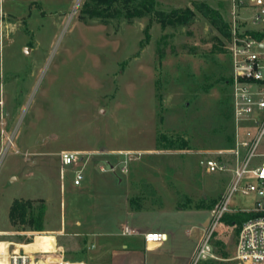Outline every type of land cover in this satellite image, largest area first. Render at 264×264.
Wrapping results in <instances>:
<instances>
[{
	"label": "rangeland",
	"instance_id": "374dc122",
	"mask_svg": "<svg viewBox=\"0 0 264 264\" xmlns=\"http://www.w3.org/2000/svg\"><path fill=\"white\" fill-rule=\"evenodd\" d=\"M87 1L2 0L0 6V264L13 251L61 253L34 242L52 232L12 226L15 199L44 200L47 228L82 234L87 225L77 223L90 218L105 232H119L125 195L133 206L152 208L150 222L159 219L175 233L165 248L184 256L181 264H239L241 229L221 221L211 232L207 208L226 194L231 173L208 172L198 153L233 143L227 39L200 12L189 24L162 27L155 16H133L123 4L104 6V14L92 18L83 9ZM196 2L231 22L229 0H157L166 11ZM246 5L240 19L251 27L256 9ZM257 28H264V17ZM63 150L92 153L85 186L74 184L75 165L62 167ZM120 151L142 152L127 173L120 170ZM252 199L235 193L230 206L244 208ZM204 232L211 255L196 263L192 251ZM83 246L71 240L64 258H84L81 249L74 254Z\"/></svg>",
	"mask_w": 264,
	"mask_h": 264
},
{
	"label": "built area",
	"instance_id": "2783aa9c",
	"mask_svg": "<svg viewBox=\"0 0 264 264\" xmlns=\"http://www.w3.org/2000/svg\"><path fill=\"white\" fill-rule=\"evenodd\" d=\"M231 2V36L228 51L231 57V101L233 110V143L229 149L220 151H198L200 164L208 172L231 173L229 188L218 203L210 210V231L221 222L227 213L245 211L251 216L243 223L234 259L239 264H264V39L253 34L260 30L264 17V0H229ZM256 9L251 27L240 19V9L247 2ZM124 156L120 170L128 172L129 162L142 155L140 151H120ZM92 153L76 150L60 152L62 167L75 165L74 184L81 185L85 178V167ZM83 162V165L80 163ZM117 165L109 169L116 172ZM106 172L107 166H99ZM235 193L251 197L250 206L232 207ZM124 235H137L139 231L125 226ZM147 243H159L166 236L158 231L144 233ZM204 237L196 251L195 262L211 255ZM4 258L3 254H0ZM37 254L13 251L7 264H87L85 260H67L64 256L37 257Z\"/></svg>",
	"mask_w": 264,
	"mask_h": 264
},
{
	"label": "crops",
	"instance_id": "0c3cea01",
	"mask_svg": "<svg viewBox=\"0 0 264 264\" xmlns=\"http://www.w3.org/2000/svg\"><path fill=\"white\" fill-rule=\"evenodd\" d=\"M0 6L2 7V0H0ZM118 153V152H117ZM90 161V160H89ZM88 161V163H89ZM83 164L80 163V165ZM86 178V175H85ZM84 178V179H85ZM84 181V180H83ZM83 184V185H82ZM82 187L85 186V182H82ZM129 186V182L127 184ZM125 195V194H124ZM127 196V197H126ZM120 200V208L124 212V216L126 220L120 221V231L119 232H112L108 231L105 232L95 221L90 218V220H87V222L84 224L83 220H79L77 224L80 226L87 225L84 230H86L85 233L80 234V232H71L67 233L66 229L63 227H58L55 229L47 228L45 225V230L43 232L51 233L52 235H43L38 236L36 240L34 241L39 246H42L43 248L46 247L47 251H54L56 248L59 252L58 256H65V250L68 248L70 241L73 242L76 241L77 243H82L84 245L83 247H80L78 249H74V254H79V251H81L80 255L86 254L84 258L75 259V260H95L97 262H101L102 264H181L180 258L184 257L179 254H175L176 252H167L165 246L167 244V241L169 239V234H172V236L175 235L173 232H169V228H166L165 223H159V219L157 223H153L149 221V217L152 212V208H146L144 206H133V203L131 201L130 195H125L122 197H119ZM180 210H183L182 208H179ZM160 215L162 213H165L162 210L156 211ZM47 217V214H46ZM209 219V218H208ZM150 222V223H149ZM208 221H206L205 226H207ZM125 226H129L131 228H134L139 231V234L136 235H124L123 229ZM101 228V229H98ZM119 228V227H117ZM148 231H158L163 233L166 238L162 242L159 243H147L144 238V233ZM67 235L69 238L66 240L60 239V237H63ZM92 236V241L88 240V237ZM106 236V238H100V237ZM123 237V238H120ZM205 237V232L200 234L199 241L197 243V246L192 251V257H194L202 239ZM58 240H62L63 242L57 243ZM119 240V241H117ZM56 241V243H55ZM91 244V247L89 244ZM28 244V243H27ZM97 246V247H96ZM96 247V248H95ZM96 250L97 253H94L95 251H91L90 249ZM81 249V250H80ZM162 251L161 253L151 254L147 255L146 251ZM168 254H171L170 259L168 258V261L164 263V260L166 257L169 256ZM185 258V257H184ZM182 262V261H181Z\"/></svg>",
	"mask_w": 264,
	"mask_h": 264
},
{
	"label": "trees",
	"instance_id": "16d2710c",
	"mask_svg": "<svg viewBox=\"0 0 264 264\" xmlns=\"http://www.w3.org/2000/svg\"><path fill=\"white\" fill-rule=\"evenodd\" d=\"M115 4H123L127 12H131L133 16L142 17L151 14L156 17L158 22L165 27L167 24H189L195 18L197 12L205 16L219 32V34L230 40L231 26L230 23L224 19L221 12L210 6L205 2H196L194 7H187L185 9L175 8L170 11L158 9L157 0H88L84 3V10L93 17H100L104 14V6L112 7ZM253 34L264 39V28L253 31ZM146 42H149L151 34L149 27L145 31ZM133 203V199H131ZM205 205H197L198 209L205 208ZM210 210L213 206L208 205ZM47 213V204L44 200L34 201L31 199H15L9 210V219L12 226L21 230H32L36 232H43L45 230V221ZM251 216L245 211H237L227 213L223 216V222L237 227L239 231L243 223ZM28 240L27 242H31Z\"/></svg>",
	"mask_w": 264,
	"mask_h": 264
}]
</instances>
